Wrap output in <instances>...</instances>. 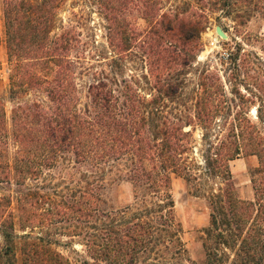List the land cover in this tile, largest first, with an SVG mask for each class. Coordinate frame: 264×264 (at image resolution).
<instances>
[{"label": "trees", "instance_id": "trees-1", "mask_svg": "<svg viewBox=\"0 0 264 264\" xmlns=\"http://www.w3.org/2000/svg\"><path fill=\"white\" fill-rule=\"evenodd\" d=\"M89 1L106 23L105 50L84 40L82 22L59 27L66 0H0L9 95L18 101L9 123L0 99V185L15 187L0 196V264H73L53 248L60 228L81 240L82 264H198L182 240L174 177L208 204L200 264H264V58L244 48L264 55V37L244 34L223 59L226 74L205 66L187 90L211 14L230 17L243 5L241 27L264 18V0ZM133 57L145 88L126 77ZM78 75L91 77L82 109ZM30 94L49 106L20 102ZM242 157L258 160L253 200L239 197L232 174ZM68 158L86 170L65 194L44 177ZM113 173L134 192L120 210L105 199Z\"/></svg>", "mask_w": 264, "mask_h": 264}, {"label": "rangeland", "instance_id": "rangeland-1", "mask_svg": "<svg viewBox=\"0 0 264 264\" xmlns=\"http://www.w3.org/2000/svg\"><path fill=\"white\" fill-rule=\"evenodd\" d=\"M184 1V0H180ZM194 1V0H190ZM233 15L226 17V13L218 11L211 14L210 24L206 32L202 35V51L199 52L194 66L189 69L187 77V90L193 91L198 81L200 71L208 66L211 70L217 71L224 75L227 73L228 65L223 64L224 57L232 52H235L238 44H243L244 34L251 36L261 35L264 37V18L260 15L253 17L251 20L244 22L243 26H238L235 22V14L237 12H245L248 8L243 5L234 7L232 9ZM229 11L227 8L226 12ZM79 16V17H78ZM82 22L84 27V40L96 39L100 50H105L107 47V31L106 23L101 16L97 6L89 0H66V4L59 12V27L62 25L77 24ZM139 29L145 28L146 24L143 20L136 21ZM82 27V25L80 26ZM221 27L227 38L220 37L216 28ZM82 31V28H81ZM92 37V38H91ZM244 48L248 51L259 52L260 56L264 55L260 52L258 46H247ZM143 63L138 58L129 60L128 69L125 72L126 77L139 79L142 76ZM140 80V79H139ZM91 82V77L78 75L77 86L78 95L80 98L79 108L82 109L87 103V89ZM141 86L145 88V84L141 81ZM10 78L9 65L7 62V48L4 41L0 43V99L5 103V110L7 119H11L13 108L18 101L12 100L9 95ZM149 93V91H146ZM37 99L45 107L49 106V100L42 94H30L26 99L20 102H30ZM198 136V135H197ZM11 152H14L11 148ZM60 167L51 171H45L44 179L51 184H57V189L61 193L68 194L70 189L76 190L78 188L77 182L85 173V168L75 167L74 161L69 159L62 161ZM258 166L256 157H242L231 164V170L236 183L239 197L243 200H253L254 191L251 184V175L254 169ZM71 174L72 176H68ZM52 176V177H51ZM42 182V180H41ZM107 188L105 191V199L109 205L116 210L124 209L132 205L134 201V192L132 185L117 173L110 174L107 177ZM34 185V182H29ZM15 187L10 188L8 185H0V196L9 195ZM47 191L53 192V189ZM172 196L175 203V211L177 220L183 228L182 240L187 249L188 256L192 262L198 264L205 259V252L203 249L202 233L209 225L210 211L207 202L202 198H196L189 192L187 184L180 178L174 177L172 180ZM63 226V225H62ZM61 227V226H60ZM56 238V245L53 248L57 249L64 256L71 260L73 264H82V258H88L86 249L81 244L79 238L70 239L65 237L59 231H52ZM1 241V240H0Z\"/></svg>", "mask_w": 264, "mask_h": 264}, {"label": "water", "instance_id": "water-1", "mask_svg": "<svg viewBox=\"0 0 264 264\" xmlns=\"http://www.w3.org/2000/svg\"><path fill=\"white\" fill-rule=\"evenodd\" d=\"M216 32H217V34H218L220 37H222V38H227V35L224 33V31L222 30L221 27H217V28H216Z\"/></svg>", "mask_w": 264, "mask_h": 264}]
</instances>
